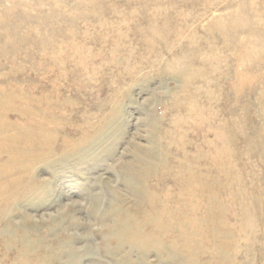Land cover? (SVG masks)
I'll list each match as a JSON object with an SVG mask.
<instances>
[{
	"label": "rangeland",
	"instance_id": "rangeland-1",
	"mask_svg": "<svg viewBox=\"0 0 264 264\" xmlns=\"http://www.w3.org/2000/svg\"><path fill=\"white\" fill-rule=\"evenodd\" d=\"M0 264H264V0H0Z\"/></svg>",
	"mask_w": 264,
	"mask_h": 264
}]
</instances>
